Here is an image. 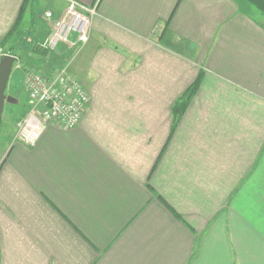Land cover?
<instances>
[{
    "label": "crops",
    "instance_id": "crops-1",
    "mask_svg": "<svg viewBox=\"0 0 264 264\" xmlns=\"http://www.w3.org/2000/svg\"><path fill=\"white\" fill-rule=\"evenodd\" d=\"M77 1L87 43L29 49L25 76L73 58L90 102L0 149V264H264V24L240 0ZM22 2L0 0V57Z\"/></svg>",
    "mask_w": 264,
    "mask_h": 264
},
{
    "label": "built area",
    "instance_id": "built-area-1",
    "mask_svg": "<svg viewBox=\"0 0 264 264\" xmlns=\"http://www.w3.org/2000/svg\"><path fill=\"white\" fill-rule=\"evenodd\" d=\"M62 16L53 19L47 12L44 18L50 23V35L36 43L35 47L45 56L56 51L59 44L79 49L88 41V27L95 9L77 0H66ZM72 34V36H71ZM24 87L27 91L29 109L16 124L13 143L34 147L48 125L73 129L89 105L90 97L78 80L70 76L66 67L53 73L29 72Z\"/></svg>",
    "mask_w": 264,
    "mask_h": 264
},
{
    "label": "rangeland",
    "instance_id": "rangeland-1",
    "mask_svg": "<svg viewBox=\"0 0 264 264\" xmlns=\"http://www.w3.org/2000/svg\"><path fill=\"white\" fill-rule=\"evenodd\" d=\"M240 1H242L241 7L245 12H248V14H251L254 20L257 19L258 21H261L264 24V15H262L254 6H252L251 4H248L246 0H240ZM49 2H51V0H33L32 1V10L33 12H35L37 16V19L35 20L36 25L34 27V30L35 28L36 30L29 32V30H31L29 29V22H28L29 20L27 21L26 16H24V21L22 25V30L24 31L23 32L24 35L20 40H17V42H15L16 44L15 47H16V50L18 51L17 53L21 61L14 63V66L11 72L12 74L10 75L9 81L7 83V88H6L5 93L9 95L10 97H12L14 99V102L7 103L4 106V110H3L1 121H0V149H2L3 147L7 148L9 146V142L11 143V140L13 138L12 137L13 136L12 127H13V123L15 119L19 118L18 115H20L21 113L27 112L29 101H28L26 90L24 87V82H25L24 77H26L25 76L26 71L34 70L36 66L42 64L40 62L41 60H44V61L52 60V54L46 57L44 54L41 53L42 54L41 56H43L44 59H42L41 57L40 61L35 62L33 60L32 55H30L29 53V49L32 47V45H34V42L29 40L30 36L31 38L34 39V41H36L38 40V34H39L38 31L45 33L47 31L46 29L49 28L50 23L44 18L45 13L47 12L52 13V11H46L48 10L50 6ZM55 2H56L55 3L56 6L60 8L63 6L62 5L63 3L61 0H55ZM246 5L250 8H248ZM250 9L252 11L251 13L249 11ZM88 36H90V26L88 27ZM84 45L85 43L81 45V47H83ZM7 49L8 48H5L3 50H7ZM62 66L66 67V71L70 76L73 74V70L75 69L73 58L72 59L67 58V60L63 63Z\"/></svg>",
    "mask_w": 264,
    "mask_h": 264
},
{
    "label": "trees",
    "instance_id": "trees-1",
    "mask_svg": "<svg viewBox=\"0 0 264 264\" xmlns=\"http://www.w3.org/2000/svg\"><path fill=\"white\" fill-rule=\"evenodd\" d=\"M32 1L33 0H23L21 7L19 9V14L17 17L16 22L14 23V25L12 26L11 30L7 33V35H5V37L3 38L2 41V46L3 49L8 48L7 50H4L5 53H9L12 54L14 56H16L18 59L19 55H18V51L16 50V44L15 42H17V40H20L23 37V30H21L20 26L23 20V17L25 16V13L27 11H29V17H30V28L31 29L29 32H32L34 30V27L36 25L35 20L37 19V16L35 14V12H33L32 10ZM249 4H251L252 6H254L262 15H264V0H246ZM51 31L49 33L46 32V35H50ZM44 40V39H43ZM42 41V40H41ZM9 44V46H8ZM12 45V46H11ZM31 52H35L37 54H44L35 47V44L32 45V47L30 48ZM45 55V54H44ZM42 58H44L43 56H41ZM40 57V58H41ZM197 84L198 81L195 82V84L191 85L182 95L181 97H179V99L174 103L173 107H172V112L174 113V115L180 116L183 111L185 110L190 98L192 97V95L194 94V92L196 91L197 88ZM29 109V105L27 108V111ZM27 113V112H26ZM26 113H21L18 119H22Z\"/></svg>",
    "mask_w": 264,
    "mask_h": 264
},
{
    "label": "water",
    "instance_id": "water-1",
    "mask_svg": "<svg viewBox=\"0 0 264 264\" xmlns=\"http://www.w3.org/2000/svg\"><path fill=\"white\" fill-rule=\"evenodd\" d=\"M17 60V57L10 54H5L0 57V121L5 104L14 102V99L5 92L13 64Z\"/></svg>",
    "mask_w": 264,
    "mask_h": 264
}]
</instances>
